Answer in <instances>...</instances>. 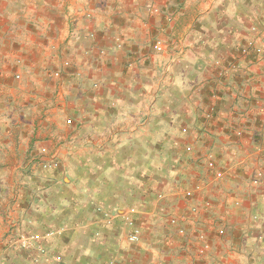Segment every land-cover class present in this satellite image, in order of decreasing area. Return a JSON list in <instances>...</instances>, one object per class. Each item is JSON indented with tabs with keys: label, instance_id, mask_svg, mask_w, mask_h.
<instances>
[{
	"label": "crops",
	"instance_id": "1",
	"mask_svg": "<svg viewBox=\"0 0 264 264\" xmlns=\"http://www.w3.org/2000/svg\"><path fill=\"white\" fill-rule=\"evenodd\" d=\"M263 38L264 0H0V264H264Z\"/></svg>",
	"mask_w": 264,
	"mask_h": 264
},
{
	"label": "built area",
	"instance_id": "2",
	"mask_svg": "<svg viewBox=\"0 0 264 264\" xmlns=\"http://www.w3.org/2000/svg\"><path fill=\"white\" fill-rule=\"evenodd\" d=\"M263 47H264V39H261V46H258L255 48L256 53H261V50ZM161 49L162 47L159 43H156L153 45V50H155L156 52L161 51ZM69 65H70L69 61H63V66L68 67ZM51 75L53 77L60 76L58 72H54ZM12 77L16 81H19L21 79L20 78L21 76L19 74H14ZM66 124L71 125L72 124L71 119H67ZM205 165H206L207 171L212 176L213 183H218L219 180L222 178L223 174L216 167V164L211 155H208ZM42 167L46 169H55L59 167V162L57 161V159H54L53 157H51L49 160L43 162ZM185 196L190 197L191 192L187 191L185 193ZM133 215H134V210L131 209L129 210V214L124 216L123 220H124L126 227L131 229V233L128 235V241L131 243H136L139 240V231L134 229L135 218ZM217 232L218 234L222 235L224 233V230L223 228H218ZM22 246L24 247L23 243H22ZM126 259H128V257Z\"/></svg>",
	"mask_w": 264,
	"mask_h": 264
},
{
	"label": "rangeland",
	"instance_id": "3",
	"mask_svg": "<svg viewBox=\"0 0 264 264\" xmlns=\"http://www.w3.org/2000/svg\"><path fill=\"white\" fill-rule=\"evenodd\" d=\"M264 39V38H263Z\"/></svg>",
	"mask_w": 264,
	"mask_h": 264
}]
</instances>
